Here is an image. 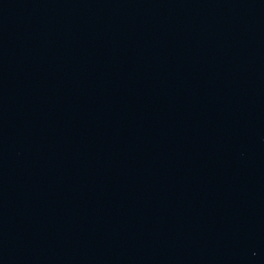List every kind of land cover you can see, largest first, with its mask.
<instances>
[{"label":"water","instance_id":"obj_1","mask_svg":"<svg viewBox=\"0 0 264 264\" xmlns=\"http://www.w3.org/2000/svg\"><path fill=\"white\" fill-rule=\"evenodd\" d=\"M0 264H264V0H0Z\"/></svg>","mask_w":264,"mask_h":264}]
</instances>
